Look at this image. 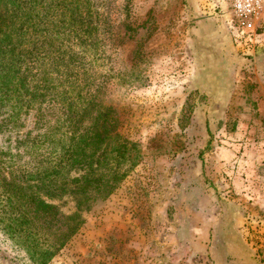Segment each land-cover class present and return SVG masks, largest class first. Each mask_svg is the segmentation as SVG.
<instances>
[{
    "label": "rangeland",
    "instance_id": "1",
    "mask_svg": "<svg viewBox=\"0 0 264 264\" xmlns=\"http://www.w3.org/2000/svg\"><path fill=\"white\" fill-rule=\"evenodd\" d=\"M232 7L0 0L40 96H0V151L14 170L50 169L42 200L80 222L49 264H264V16L246 42ZM97 113L116 130L89 148ZM0 264H34L5 230Z\"/></svg>",
    "mask_w": 264,
    "mask_h": 264
},
{
    "label": "trees",
    "instance_id": "2",
    "mask_svg": "<svg viewBox=\"0 0 264 264\" xmlns=\"http://www.w3.org/2000/svg\"><path fill=\"white\" fill-rule=\"evenodd\" d=\"M5 17L10 16L7 14ZM0 26L5 25L0 22ZM15 34L11 28L6 30L0 27V37L3 36L2 40L0 38V63H7L3 70L0 69V96L13 101L14 108L21 95L31 102H40L38 91H30L28 84L37 58L33 48L25 40H13ZM109 116L110 113H97L92 126L86 130L81 128L84 131H80V136L89 135V148H99L106 142L105 135L113 128L116 130L115 123L110 122L112 119ZM100 117L104 119L102 132L99 126L102 125ZM5 120H0V133L10 130ZM17 142L22 144L26 140ZM75 143L76 141L69 149L70 157L80 159L85 145L81 141L76 145ZM18 156L0 151V230H5L10 238L19 241L34 264H49L65 247L80 222L75 217L62 216L55 206L42 200L41 193L58 190L48 180L52 176L50 169L38 176L36 171L29 172L20 168L14 170L15 166L6 165L5 161L11 159L10 163H14V158ZM77 164L81 163L77 161Z\"/></svg>",
    "mask_w": 264,
    "mask_h": 264
},
{
    "label": "built area",
    "instance_id": "3",
    "mask_svg": "<svg viewBox=\"0 0 264 264\" xmlns=\"http://www.w3.org/2000/svg\"><path fill=\"white\" fill-rule=\"evenodd\" d=\"M233 12L241 32V38L246 42L257 41V24L264 16V0H233Z\"/></svg>",
    "mask_w": 264,
    "mask_h": 264
}]
</instances>
